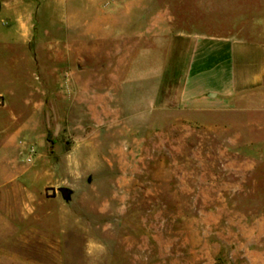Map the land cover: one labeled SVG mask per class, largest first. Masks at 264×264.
Segmentation results:
<instances>
[{
    "label": "rangeland",
    "instance_id": "rangeland-1",
    "mask_svg": "<svg viewBox=\"0 0 264 264\" xmlns=\"http://www.w3.org/2000/svg\"><path fill=\"white\" fill-rule=\"evenodd\" d=\"M40 10L43 50H67L81 30L91 49L88 93L78 78L73 102L47 96L33 140L5 149L0 129V182L10 162L31 168L21 183L43 173V262L64 264L68 247L73 264H264V82L213 110L177 102L191 47L180 39L264 42V0H41ZM106 34L122 41L109 48L116 78L101 77ZM66 71L42 86L67 94ZM13 186L0 193L14 197Z\"/></svg>",
    "mask_w": 264,
    "mask_h": 264
},
{
    "label": "crops",
    "instance_id": "crops-1",
    "mask_svg": "<svg viewBox=\"0 0 264 264\" xmlns=\"http://www.w3.org/2000/svg\"><path fill=\"white\" fill-rule=\"evenodd\" d=\"M40 9L41 0H0V129L4 131L5 149H11L17 136L20 143L21 138L33 140L31 128L42 124L47 96L51 104L57 103L58 95H65V101L73 102L67 96L74 93L73 84L78 78L82 80L80 91L89 92L91 49L88 30L87 38L84 30L78 31L67 50L60 47L43 50V40L36 38ZM182 40L191 43V47L186 50L190 56L185 69L184 90L179 89L177 95L178 103L190 109L213 110L223 103H233L239 95L263 84L264 42L214 35L183 36ZM96 45L105 48V72L108 74L101 77H118L117 67H111L114 61L109 48L114 49L113 53L119 52L122 41L114 39L111 42L106 34ZM64 68H67V79L71 84L67 94L56 86H42V79L60 78L59 73ZM164 68V72H169V58ZM43 69L45 76L41 74ZM163 77L170 75L163 73ZM110 89L103 93L107 94ZM29 169H21L10 162L2 171L4 179L0 187L14 182L12 190L15 194L11 197L9 191V194L0 193V264H49L42 260L45 252L42 243L43 239L51 238V234L42 231V215L37 213L34 200V183L41 188L43 173H34L27 184L21 183L19 178ZM5 199L17 201V209H2L1 203ZM61 237L67 238V231L66 234L62 232ZM58 254L66 256L64 264H73L72 250L68 247ZM68 254L71 255L69 262Z\"/></svg>",
    "mask_w": 264,
    "mask_h": 264
},
{
    "label": "built area",
    "instance_id": "built-area-1",
    "mask_svg": "<svg viewBox=\"0 0 264 264\" xmlns=\"http://www.w3.org/2000/svg\"><path fill=\"white\" fill-rule=\"evenodd\" d=\"M36 155V148L33 144H29L27 147L26 161L31 163Z\"/></svg>",
    "mask_w": 264,
    "mask_h": 264
},
{
    "label": "water",
    "instance_id": "water-1",
    "mask_svg": "<svg viewBox=\"0 0 264 264\" xmlns=\"http://www.w3.org/2000/svg\"><path fill=\"white\" fill-rule=\"evenodd\" d=\"M63 191L65 194H67L69 190H68V188H63Z\"/></svg>",
    "mask_w": 264,
    "mask_h": 264
},
{
    "label": "bare ground",
    "instance_id": "bare-ground-1",
    "mask_svg": "<svg viewBox=\"0 0 264 264\" xmlns=\"http://www.w3.org/2000/svg\"><path fill=\"white\" fill-rule=\"evenodd\" d=\"M14 165V164H13Z\"/></svg>",
    "mask_w": 264,
    "mask_h": 264
}]
</instances>
